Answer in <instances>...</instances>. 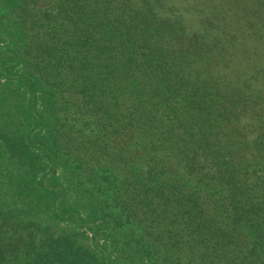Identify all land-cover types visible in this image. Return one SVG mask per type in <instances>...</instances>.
I'll return each mask as SVG.
<instances>
[{"label": "trees", "instance_id": "trees-1", "mask_svg": "<svg viewBox=\"0 0 264 264\" xmlns=\"http://www.w3.org/2000/svg\"><path fill=\"white\" fill-rule=\"evenodd\" d=\"M192 5L0 0V264H264V0Z\"/></svg>", "mask_w": 264, "mask_h": 264}, {"label": "rangeland", "instance_id": "rangeland-1", "mask_svg": "<svg viewBox=\"0 0 264 264\" xmlns=\"http://www.w3.org/2000/svg\"><path fill=\"white\" fill-rule=\"evenodd\" d=\"M171 4L178 6V8L181 10V7H187L188 5H190L191 7L193 6V2L194 0H168ZM196 1H201V0H195ZM208 1V0H205ZM191 3V4H189ZM208 3V2H207ZM204 4V3H203ZM228 5V4H227ZM189 7L187 9L182 10L183 14L185 15V17H187V20H191L190 23H192L193 18H199L198 15L195 13V11H193V9ZM195 27H197V22H193V24ZM4 169V167H0V183H2L1 187H0V243L1 241L2 244H6L8 243V238L11 237L12 231H11V226H10V221L9 219V215H7L4 211H6L7 206L6 205H12L15 201L14 204H17V207L19 208L21 205L20 202H18L17 199H15L14 197H12V193L10 190V187L7 185L6 181L2 180V170ZM41 217L44 219V221L52 224L53 226H55V228L59 229V230H65V231H69L71 229H74L75 231L81 233L84 232V235L81 236V240L83 242H85L88 245H93L91 238H92V233L88 230H83V229H79L77 227L74 226V224H71V222L68 221H56V220H50L46 215H41ZM6 218V219H5ZM16 229V228H13ZM14 238H17V234H15L13 236ZM103 242V240H99V244H101ZM93 247V246H92ZM115 260V259H114ZM118 264H121L122 262H117ZM132 264V263H130Z\"/></svg>", "mask_w": 264, "mask_h": 264}]
</instances>
